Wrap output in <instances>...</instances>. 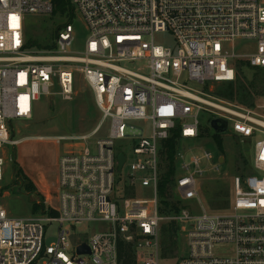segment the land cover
I'll use <instances>...</instances> for the list:
<instances>
[{
	"label": "built area",
	"instance_id": "1",
	"mask_svg": "<svg viewBox=\"0 0 264 264\" xmlns=\"http://www.w3.org/2000/svg\"><path fill=\"white\" fill-rule=\"evenodd\" d=\"M71 2L88 30L77 55L68 52L71 23L58 30L54 48L27 47L28 16L52 14V0H0V150L18 143L11 140L12 120L31 119L36 103L56 86L71 98L78 75L101 113L91 133L39 137L68 150L58 159L54 195L44 198L41 217L11 216L0 203V264H121L120 240L133 244L137 264H264V137L254 144L255 173L234 178L230 210L202 206L194 213L184 204L199 200L200 180L219 170V156L206 147L219 149L217 133L202 129L203 112L226 119L230 135L264 134V101L248 107L213 91L214 84L236 80L241 59L264 69V0ZM164 33L173 44L158 41ZM237 40L252 41V50L236 52ZM106 125L107 133L92 141ZM170 151L176 174L169 199L180 200L182 210L163 214L159 184L171 166ZM4 165L0 156V183ZM126 167L120 185L117 173ZM144 190L149 196H140ZM54 221L58 238L46 246V226ZM95 222L105 227L86 238L76 232ZM170 222L180 226L187 247L181 244L178 256L163 253L162 228ZM84 243L90 252L80 254Z\"/></svg>",
	"mask_w": 264,
	"mask_h": 264
},
{
	"label": "rangeland",
	"instance_id": "2",
	"mask_svg": "<svg viewBox=\"0 0 264 264\" xmlns=\"http://www.w3.org/2000/svg\"><path fill=\"white\" fill-rule=\"evenodd\" d=\"M69 20L73 26V42L68 47V52L81 54L88 39V30L77 14L71 19L59 13L29 15L26 25L27 38L36 39L41 47L51 46L59 27L64 26ZM157 38L159 42L167 45L174 43L171 33H164ZM253 44L252 41L237 40L234 43V49L238 53H245L252 50ZM237 68L238 81L230 84H214V95L224 101L248 107H256L257 104L263 103L264 69L250 67L246 58L238 62ZM241 82L245 84L243 91L239 88ZM59 90L56 86L52 94L36 103L31 119L12 120L11 140L18 143L5 145L0 150V156L5 158L4 178L0 183V203L11 216L39 218L46 212L44 198L46 195H54V187L58 178V159L68 150L67 145H60L51 139H40L39 137L88 134L95 129L101 119L92 89L81 75L77 76L71 98H63L58 93ZM211 117L212 115L207 112H203L200 116L202 129L209 133H213V129L209 126ZM136 124L146 131L151 128L149 123L137 122ZM105 127L92 141L107 133L108 125ZM219 136L222 142L221 150L212 143L206 145L214 155L219 156V170L206 173L200 180L199 200L184 202L185 207L191 208L194 213H200L202 206L209 212L230 210L234 178L255 173L253 169L254 144L257 139L263 138L264 134L260 133L252 139L236 137L228 133ZM121 149L126 152L131 150L130 146L126 145H122ZM221 159L223 162L220 161ZM127 168L123 173H117V178L122 181L120 185L124 181ZM140 196H149V192L144 190ZM35 206L39 208L36 209ZM65 227L67 224L64 225ZM104 227V223L95 222L78 225L75 229L80 237L86 238ZM59 228L60 223L56 221L46 226L44 240L46 246L57 240ZM180 241L186 252V243L181 234ZM179 254L180 252L174 256ZM174 263L175 260L172 264ZM162 264H165L164 261Z\"/></svg>",
	"mask_w": 264,
	"mask_h": 264
},
{
	"label": "trees",
	"instance_id": "3",
	"mask_svg": "<svg viewBox=\"0 0 264 264\" xmlns=\"http://www.w3.org/2000/svg\"><path fill=\"white\" fill-rule=\"evenodd\" d=\"M52 1L54 4L53 13H59L62 16L68 17L69 19H71L72 17H75L76 14H75V10H74L71 0H52ZM70 21L71 20H69V22L67 23H71ZM62 27L63 26H60L59 29H61ZM57 32H56V36H57ZM27 47L36 49V50H50L54 48V44L48 47H41V45L38 43L36 39L31 40L27 38ZM238 78H239V71L237 68L236 80L233 82H229V84L237 82ZM244 87H245V84L241 82V86L239 88L242 89L243 91ZM230 95L232 96L233 94H230ZM214 138L218 144L219 150H221L222 142H221L220 136L218 134H215ZM168 144L171 147L174 145L173 137L168 140ZM169 158L171 159V162H170L171 166L168 172L164 173L162 180L159 184L160 195L162 198V202L164 204L163 207L161 208V213L163 214L178 213L182 210V202L180 200L172 201L169 199L171 197V195L169 194L170 193L169 187H172L173 185L172 177L176 174L175 168L173 167L172 151H170L169 153ZM35 208L38 209L39 206H35ZM162 241H163V253L165 256L178 254L180 244H181L180 226L175 222L164 224L162 228ZM118 256H119V261L121 264H137L136 258H135L134 246L130 242H125L122 240L119 241Z\"/></svg>",
	"mask_w": 264,
	"mask_h": 264
},
{
	"label": "water",
	"instance_id": "4",
	"mask_svg": "<svg viewBox=\"0 0 264 264\" xmlns=\"http://www.w3.org/2000/svg\"><path fill=\"white\" fill-rule=\"evenodd\" d=\"M209 126L219 135L224 134L228 130V121L222 117L215 116L212 119L209 120ZM119 160V171L122 169L123 164L125 162V155L120 154L118 157ZM223 162V159L220 160ZM77 252L80 254L89 253V247L87 244H82L79 247H77Z\"/></svg>",
	"mask_w": 264,
	"mask_h": 264
}]
</instances>
